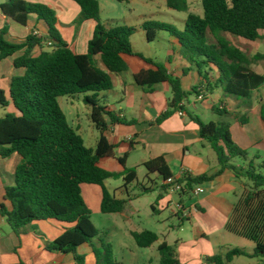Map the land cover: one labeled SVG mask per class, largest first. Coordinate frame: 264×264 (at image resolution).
Segmentation results:
<instances>
[{
  "label": "trees",
  "instance_id": "1",
  "mask_svg": "<svg viewBox=\"0 0 264 264\" xmlns=\"http://www.w3.org/2000/svg\"><path fill=\"white\" fill-rule=\"evenodd\" d=\"M71 1L81 8L83 21L95 23L85 55L75 54L62 39L56 28L58 18L50 7L24 0H7L1 5L2 14L15 23L27 26L35 16L48 30L47 38L30 34L21 44L7 42L5 30L0 32V65L23 53L15 60V67L26 71L23 76L11 80L9 96L0 89V111L6 112L0 117V157L7 159L14 154L21 157L15 185L6 189L11 209L5 205L0 207V214L7 219L13 232L16 235L31 230L39 233L35 223L46 220L74 225L57 240L46 242L45 250L53 254H73L76 264H85V255L78 251L89 245L96 264H122L116 259L112 245L105 243L92 223L82 186L101 187L100 210L103 214H120L129 202V199L116 198L107 189L105 182L122 173L110 172L103 168V164L114 158L116 148L105 136L110 126L134 124L121 120L109 107L108 94L114 89L113 76L131 71L133 67L129 58H137L148 67L133 71L137 86L146 93H153L154 87L160 84H168L171 88L168 110L157 122L161 124L183 112L198 127L200 138L211 146L219 164V170L212 175H185L181 179H175L164 157L151 160L144 167L150 174L159 176L162 195L179 185L181 197L191 196L196 187L215 180L226 171H231L238 180H247L226 229L252 242L255 251L248 254L234 248L210 257L209 263L232 264L241 256L264 259V173L259 172L263 167L255 164L259 156L250 160L249 152L233 141L230 123L204 122L188 107L189 99L192 96L197 98L201 88L208 94L221 88L229 97L246 100L264 87V76L253 72L247 55L225 37L231 35L250 42L260 39L264 31V0H200L204 10L202 17L190 12L187 0H166L170 9L188 13L184 30L180 32L151 22L143 25L150 42L156 38L151 27L169 32L181 46L185 59L191 66H196L202 80L199 86L189 91L183 89L181 79L170 74L166 66L134 51L131 38L135 29L106 27L100 18L99 1ZM46 42L52 44L48 51L42 50ZM37 48L41 51L35 55ZM210 68L219 75L215 82L210 79ZM78 95H84V102L91 110V120L101 132L95 149L85 146L83 138L68 124L59 105V98ZM11 104L18 114L7 113ZM212 113L219 117L238 118L217 106L213 107ZM240 122L246 123L243 119ZM134 149L135 145L130 143V152ZM128 158L129 153L117 159L118 165L124 169L126 192L138 180L136 170L126 168ZM237 159L247 166H236L233 162ZM169 180L173 183L169 184ZM140 191L148 193L153 188L142 186ZM132 236L141 249H149L159 241L156 233L147 230L134 232ZM159 251L160 264H180L174 247L163 243Z\"/></svg>",
  "mask_w": 264,
  "mask_h": 264
},
{
  "label": "crops",
  "instance_id": "2",
  "mask_svg": "<svg viewBox=\"0 0 264 264\" xmlns=\"http://www.w3.org/2000/svg\"><path fill=\"white\" fill-rule=\"evenodd\" d=\"M6 1L0 0V32L3 30L5 23L11 26L13 29L12 35L5 36L9 40H13L11 43H24L30 34L48 37L45 23L38 21L35 16L29 20L27 26H21L4 16L1 12V5ZM162 1L166 2V0ZM187 1L190 5V12L202 17L204 10L201 11L199 8L200 4L198 1L200 0ZM64 3L66 4L65 1ZM66 5L74 10L75 13L80 14L81 10L75 9L70 4ZM64 19L65 17L62 19L58 18V22L61 23ZM87 22L90 25L87 27L88 40L85 54H87L88 42L91 40L95 30V23L93 21ZM67 23L66 43L75 54L85 55L78 51L82 35L81 31L77 44L74 47L71 42L75 36V33L74 35L72 33L73 30L75 32V28L71 27V19ZM225 37L247 55L251 61V70L264 76V31L261 32V38L254 42L234 36L225 35ZM42 50L48 51L49 48L45 44ZM40 51L41 49L37 48L35 55H38ZM22 54L19 53L14 57L8 58L0 65V89L4 90L7 96L10 94L11 80L14 77L23 76L26 72L25 69L15 67V60ZM129 61L132 64V70L113 76L114 89L110 93L123 94L124 98L120 102L132 108V113H130L131 118L128 119L122 107L111 103L109 96L108 100L110 109L121 120L133 122L134 124L110 126L109 131L105 134L112 145L122 149L124 156L129 153L126 168H128L132 153L143 150L147 155L142 163L143 166L151 160L164 157L175 179H181L185 175L197 177L216 173L219 170L217 156L216 154L212 156L208 147L212 151L213 149L207 142L202 141L198 127L192 123L187 115L180 116L176 113L161 124L157 122L163 113L168 110V100L171 97L170 86L168 84H160L154 87L153 93H146L141 87L136 85L133 71L147 69L148 67L137 58H129ZM167 69L170 74L181 79L185 91L199 86L202 80L198 75L197 69H194L186 60L179 56H176L174 59L170 57ZM209 74L212 82H215L219 77L218 73L212 68H210ZM138 87L143 91V96L139 101L135 96ZM199 105L205 110H210L211 113L213 107L217 106L230 114L238 116L237 119L233 118L236 124H231V134L233 141L243 150L249 151L251 149L264 148V87L255 91L251 99L246 100L229 97L224 94L221 88H216L204 102H198L197 98L193 102H191V98L189 99L188 107L191 113L192 107L200 110V108L198 109ZM5 113V111H1L0 117L4 116ZM7 113L18 114L12 104L8 108ZM241 119L246 121L244 125L240 122ZM130 143L135 145V149L131 152L129 150ZM117 159L118 157L114 151V158L111 160L118 165ZM20 162L21 157L17 154L7 159L0 157V207L5 205L8 209H11V203L6 199V189L15 185V174ZM235 162L236 160L233 163ZM243 164V166L237 164L236 166L245 168L247 163L243 162ZM158 180L159 184L150 180V182H153L151 188L156 186V188L160 189L161 181L159 176ZM198 187L203 189V192L198 196L181 197L178 194L179 198L177 202H175L174 198L175 193L169 192L166 195H162L161 193L160 196L163 197L159 200V206L162 209L170 208L171 206L176 208L173 215L178 219L179 231L186 232L189 229L188 227H190L189 240L175 239L174 246L168 243L166 239L163 243H167L175 248L177 258L181 264H210V257L218 253H226L228 250L234 248L242 249L248 254H253L255 245H244L242 242H239V239L243 238L229 233L226 229L234 206L244 193V183L236 179L231 171H226L215 180ZM127 195L129 202L124 212L119 214L121 217L127 212L128 206L132 203V197H129L128 191ZM115 197L117 198V195ZM186 198L191 201L187 209L184 204ZM120 199L125 198L122 197ZM98 200L101 208V193L98 194ZM179 204L187 210L188 216L185 217L184 213L178 210ZM35 225L39 233L31 230L27 233L16 235L7 219L0 214V264H76L73 254H53L45 250L46 242L57 240L74 225H68L56 220L40 221L35 223ZM129 233L132 236L134 232L130 231ZM167 236L170 237V235ZM85 246H88V250L83 253L86 257L85 264H96L92 248L89 245ZM78 253L80 254L79 251ZM232 264H264V259L241 256L236 257Z\"/></svg>",
  "mask_w": 264,
  "mask_h": 264
},
{
  "label": "rangeland",
  "instance_id": "3",
  "mask_svg": "<svg viewBox=\"0 0 264 264\" xmlns=\"http://www.w3.org/2000/svg\"><path fill=\"white\" fill-rule=\"evenodd\" d=\"M24 1L31 4L48 6L54 10L57 18L62 19L65 17L64 21L61 23L57 22L56 24V28L65 42L67 40L65 34L68 31L67 21L71 19V27L75 28V32L74 30L72 32L73 35L75 33V36L72 38L71 43L75 47L81 31L82 35L79 41L80 47L78 51L79 53H86L88 40L87 27L90 23L82 20V11H80V14H77L74 10L70 9L68 5H66L70 4L75 9L81 10L77 4L73 3L71 0ZM98 1L101 8L100 18L106 27L128 26L135 29L131 41L136 53L143 54L145 57L151 58L166 67L169 66L170 57L174 59L176 56L181 57L186 60L189 65H191L183 56L182 48L178 41L169 32L161 30L157 26L151 27L152 31L156 33V38L150 42L147 38V32L143 29V25L145 23L151 22L156 25H167L182 32L188 19V13L172 10L167 6L166 2L162 0ZM198 2L200 4L199 8L203 11L201 2ZM3 30H5L6 36L12 35L13 29L7 23L4 24ZM5 39L9 43L13 41L9 40L8 37H5ZM192 67L196 69V66L193 65ZM108 96L110 102L118 107H122L124 112L127 114L128 119H130L132 108L120 102V100L124 98L123 94L112 92ZM135 96L139 101V99L143 96L141 88L138 87L136 89ZM194 100H196V98L195 96H192L191 102ZM59 105L67 118L68 124L83 138L85 146L89 149H95L97 147L98 140L101 137V132L96 128L95 124L91 120V110L84 102V95H78L76 97H61L59 98ZM199 108L200 110H196L192 107L191 111L195 116H199L206 122H227L232 125L236 124V121L231 117H219L212 114L210 110L203 109L200 105L198 106V109ZM208 148L212 156H215L214 151H212L210 147ZM248 152L250 160L259 156L258 159H255V164L257 167H263L259 170V172L264 173V148L251 149ZM115 153L118 158L124 157L122 149L119 147L116 148ZM146 157V152L143 150L132 153L127 169H135L138 173V180L128 187L129 197H132V203L128 206V210L124 213L123 217L119 214L107 215L101 213L100 202L98 200V194H102L101 187L91 185L82 186L83 198L85 204L91 211L92 223L100 231V237L105 241V243L112 245L116 259L122 264H160L161 254L159 247L165 239L173 246L175 239H190V227H188L189 229L186 232H180L178 229V219L173 215L176 208L171 206L170 208L162 209L159 206V198L162 193L159 188H156L155 186L153 191L148 193L140 191V187L142 186L151 188L153 186V182L159 184L158 175L150 174L142 165ZM243 162L244 161L241 159H237L234 164L243 166ZM103 168L111 172H122V174L118 177L107 180L105 185L110 193L117 195L118 199L122 197L127 199L128 195L125 187L126 182L124 180V170L113 160L105 162L103 164ZM150 180L153 182H150ZM241 181L244 185L248 183L245 179H241ZM174 198L175 202H177L179 198L178 194H174ZM190 203L191 201L186 198L184 201L186 209L189 207ZM146 230L156 233L160 237V241L155 243L152 248L141 249L138 247L133 236H131L129 232H143ZM167 235H170V237ZM95 242L98 243V241ZM239 242H242L246 246L254 245L252 242L244 239H239ZM87 250L88 246H85L81 248L79 252L83 255L84 251Z\"/></svg>",
  "mask_w": 264,
  "mask_h": 264
},
{
  "label": "built area",
  "instance_id": "4",
  "mask_svg": "<svg viewBox=\"0 0 264 264\" xmlns=\"http://www.w3.org/2000/svg\"><path fill=\"white\" fill-rule=\"evenodd\" d=\"M35 35L37 36V34H35ZM46 45H47L49 48H51V46H52V44H51L50 42H46ZM199 91H200V93H199V96L197 97V101H198V102H204V101L207 99V97L209 96V94L205 91L204 88H201ZM178 114H179L180 116H184V115H185L183 112H178ZM168 183L171 184V183H173V181H172V180H169ZM180 191H181V187H180L179 185H176V186H174V187L171 188L170 193H172V194H174V193H175V194H179ZM202 192H203V189L200 188V187H197V188L192 192V196H198V195H199L200 193H202ZM178 210H179L180 212H183L185 217L189 215V214L187 213V210H185V208H183L180 204L178 205Z\"/></svg>",
  "mask_w": 264,
  "mask_h": 264
}]
</instances>
